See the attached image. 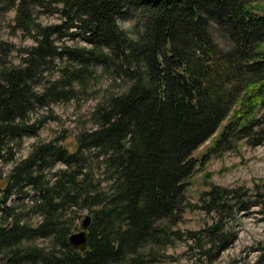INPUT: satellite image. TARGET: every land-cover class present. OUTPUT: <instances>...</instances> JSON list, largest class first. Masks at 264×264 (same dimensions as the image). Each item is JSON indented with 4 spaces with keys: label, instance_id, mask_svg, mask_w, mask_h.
<instances>
[{
    "label": "trees",
    "instance_id": "obj_1",
    "mask_svg": "<svg viewBox=\"0 0 264 264\" xmlns=\"http://www.w3.org/2000/svg\"><path fill=\"white\" fill-rule=\"evenodd\" d=\"M40 8L60 23L41 24ZM11 10L35 45L20 64L0 58V262H159L179 237L193 151L209 141L204 159L264 135V0H0V12ZM97 77L118 90L92 94L102 93L96 126L15 160L40 127L31 113L87 95ZM3 163H12L5 173ZM204 194L207 209L225 207V188ZM81 210L91 217L83 251L68 243ZM216 225L207 232L222 250Z\"/></svg>",
    "mask_w": 264,
    "mask_h": 264
},
{
    "label": "rangeland",
    "instance_id": "obj_2",
    "mask_svg": "<svg viewBox=\"0 0 264 264\" xmlns=\"http://www.w3.org/2000/svg\"><path fill=\"white\" fill-rule=\"evenodd\" d=\"M43 10L40 8L36 15L41 24L60 23L59 13H40ZM14 15V10L0 12V43H6L10 48L3 49L0 55L5 64H20L25 51L35 45L29 33L15 27ZM117 23L127 28L132 20L121 14ZM67 34L61 36L62 41L82 44L78 37L71 39ZM49 74L56 76V68ZM97 78L89 81L88 86L91 87L87 88V95L34 110L31 116L40 121V127L35 136L23 139L15 160L25 157L34 143L56 140L61 135L69 139L81 130L94 128L96 125L92 123L90 113L102 93L92 94L101 89L103 92L106 87L114 92L118 90L117 82L115 85L105 77ZM94 88L97 91H92ZM258 115L264 121V108ZM208 146L209 141L192 153L198 161L187 180V207L181 220L173 227L179 237H174L173 242L164 248L160 261L155 264H264V135L253 132L202 159ZM11 165L3 163V172H7ZM211 184L226 189L224 208L207 209L208 199L204 191ZM79 215L76 220L78 227L89 213L81 210ZM36 218L32 216L31 220ZM215 224L219 236L225 239L222 250L218 249L217 243L213 244L207 232Z\"/></svg>",
    "mask_w": 264,
    "mask_h": 264
},
{
    "label": "water",
    "instance_id": "obj_3",
    "mask_svg": "<svg viewBox=\"0 0 264 264\" xmlns=\"http://www.w3.org/2000/svg\"><path fill=\"white\" fill-rule=\"evenodd\" d=\"M90 215H85L79 225V230L68 237V243L73 249L83 251L86 248V231L90 225Z\"/></svg>",
    "mask_w": 264,
    "mask_h": 264
}]
</instances>
